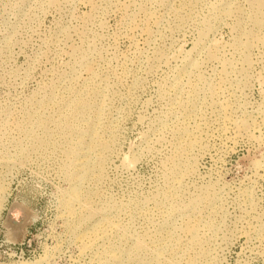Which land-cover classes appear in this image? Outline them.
<instances>
[{
  "label": "rangeland",
  "instance_id": "1",
  "mask_svg": "<svg viewBox=\"0 0 264 264\" xmlns=\"http://www.w3.org/2000/svg\"><path fill=\"white\" fill-rule=\"evenodd\" d=\"M0 264H264V0H0Z\"/></svg>",
  "mask_w": 264,
  "mask_h": 264
},
{
  "label": "bare ground",
  "instance_id": "2",
  "mask_svg": "<svg viewBox=\"0 0 264 264\" xmlns=\"http://www.w3.org/2000/svg\"><path fill=\"white\" fill-rule=\"evenodd\" d=\"M14 213H13V215H15L14 216V218H16L17 219V215H19L20 214V212L19 211H13ZM21 215V214H20ZM15 220V219H14ZM18 221V220H17ZM21 225V224H20ZM22 227V226H21Z\"/></svg>",
  "mask_w": 264,
  "mask_h": 264
},
{
  "label": "water",
  "instance_id": "3",
  "mask_svg": "<svg viewBox=\"0 0 264 264\" xmlns=\"http://www.w3.org/2000/svg\"><path fill=\"white\" fill-rule=\"evenodd\" d=\"M14 208H15V207H12V208H11V211H10V213H9V217L11 216V213H12V211H13Z\"/></svg>",
  "mask_w": 264,
  "mask_h": 264
}]
</instances>
